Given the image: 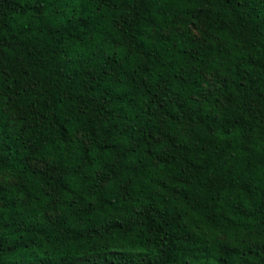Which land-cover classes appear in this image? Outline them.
Segmentation results:
<instances>
[{"label":"trees","instance_id":"obj_1","mask_svg":"<svg viewBox=\"0 0 264 264\" xmlns=\"http://www.w3.org/2000/svg\"><path fill=\"white\" fill-rule=\"evenodd\" d=\"M0 264H264V0H0Z\"/></svg>","mask_w":264,"mask_h":264}]
</instances>
